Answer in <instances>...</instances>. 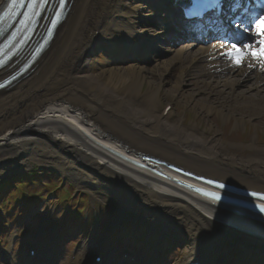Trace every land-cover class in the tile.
<instances>
[{
  "label": "bare ground",
  "instance_id": "1",
  "mask_svg": "<svg viewBox=\"0 0 264 264\" xmlns=\"http://www.w3.org/2000/svg\"><path fill=\"white\" fill-rule=\"evenodd\" d=\"M70 1L67 15L48 48L29 70L0 90V152L14 151L17 145L31 141L34 143L28 145L40 144L42 138L47 152L72 166L77 175L91 177L90 180L115 197L120 207L127 206L154 220L156 225L175 231L183 243V251L174 264H212L211 257L219 258L216 254L223 253L227 257L219 258L226 260L221 264H264V228L240 221L234 214L220 210L210 199L199 197L173 180L134 164L138 162L159 168L141 158L146 154L181 165L199 175L204 172L210 178L264 192V148L255 149L248 156L226 152L213 135L204 136L192 125L183 129L170 120L172 107L167 111H155L165 85L168 86L163 89L165 94L184 105L191 104L198 112L204 109V115L218 112V115L226 113L229 117L227 110L219 109H225V106L217 104L220 98L217 99L216 92L222 85H229V91L235 94L240 91L250 101L258 93L263 94L264 99V72L260 73L256 68L258 58L254 53H242L239 54L242 62L237 64L233 56L234 60L229 62L234 63L232 68L222 59L212 61L205 58L206 70L216 72L223 66V79L210 72L205 76L213 83L202 84L204 79L195 76L194 71L195 82L188 83L191 68L181 65L174 80L167 83L163 78L179 63L178 55L163 60L160 55L153 54L147 58L146 65L137 62L143 53L138 38L147 43L145 37L148 36L149 44L153 45L158 40L171 38L169 32L146 26L137 30L141 27L136 24L148 23L149 20L142 19L148 6L153 8L158 2L164 5L162 14H148L150 18L159 19L169 15L171 4L166 0H136L141 5L123 11L129 0ZM3 2L0 0V6ZM96 31L99 32L98 38L94 36ZM139 32L144 37L139 36ZM191 44L186 42L183 48ZM120 45L127 51L136 52L124 67L102 70L98 74L85 70L94 51L115 50ZM191 53L187 55L191 56ZM197 56L196 53L191 59ZM121 60L127 62L128 58L122 57ZM219 62V66L213 67ZM17 66L1 71L0 80ZM155 74L159 76L157 81L153 78ZM191 83L193 90L185 89ZM145 85L146 89L141 91ZM213 98L217 101L211 102ZM242 104L234 103L243 109L252 105L249 106V102ZM204 128L209 132L213 126L206 124ZM244 149L254 148L251 143ZM21 151L24 149L17 153ZM2 154L1 166L12 160L8 152ZM184 230L187 233L182 235ZM123 239L134 244L130 234ZM241 239L252 243L256 249L240 246ZM102 247L105 248V244ZM158 247L163 249L164 245H146L143 251ZM236 251L240 255H236Z\"/></svg>",
  "mask_w": 264,
  "mask_h": 264
},
{
  "label": "rangeland",
  "instance_id": "2",
  "mask_svg": "<svg viewBox=\"0 0 264 264\" xmlns=\"http://www.w3.org/2000/svg\"><path fill=\"white\" fill-rule=\"evenodd\" d=\"M137 4L141 5L136 0L129 1V7ZM156 23L157 22L154 20V24ZM113 52L115 54L114 53L110 54L108 51L103 49H98L94 51L91 54L92 56L91 55H90L91 57L89 56L90 65L85 70L89 69V71L92 72L93 74H98L102 70H111L119 66L124 67L125 64L121 63L122 62L121 60L116 59L117 54L114 50ZM175 55L176 54H172V56ZM170 57H171L170 55L166 56L162 54L160 56V59L167 60ZM192 57H188V59L185 60L183 65L185 64L188 65L190 63L189 60ZM181 67H182L181 62H179L174 68H171L168 71L169 74L165 75L163 80L167 83L173 81L175 75L178 74ZM196 69L197 67H194V70ZM192 76H193V72L191 70L190 75L187 79V82L189 80L188 83L195 82ZM158 77H159L158 74H155L153 76V78L156 81ZM192 83L188 85L185 89L188 90L190 89L192 91L193 90ZM207 83H209V81H207ZM196 85H198V83ZM146 87L147 85H145L141 91H144ZM167 87L165 85L163 89H167ZM214 88L217 87H212V89ZM163 89L161 95L159 96V101H158L159 104H156L157 108H155V111L161 112L165 108V106L169 104L168 106L172 107V114L169 116V119L182 126L183 129H187L188 126L192 125L195 127L196 130H198L204 136H208V135L210 136V134L213 135V137H215V139H217L219 143H222L223 150L226 152L228 151L229 153L232 152L233 154L237 153V154H242L244 156H248L252 154L255 149L263 150L264 145L261 144V142L258 139L260 135L261 136L264 135V99H262L263 94L261 95H258L259 93L255 94L254 100L250 101V99H247V97L246 100L244 98L245 94L240 93V91H239L240 94L239 93L235 94L233 91H229V85L226 86L222 85L221 90L216 92L217 99L220 98V101L217 102V104H220L221 106H225L224 107L225 109H222L221 107H219V109L225 111L227 110L226 112L229 113V117H227L226 113H222L221 115H218V112H212L211 115H204L203 114V112H205L204 109H199L198 112L195 109H193L192 106H190L191 104L184 105L179 100H176L177 98L175 99L171 95L165 94ZM217 99L213 98L211 99V102L217 101ZM137 101L139 102V100ZM236 101L240 103H244L242 105L247 104V102H249V106L251 104L252 105L251 107H246V108L243 106L244 107L243 109L242 107H240V105L238 107L234 105ZM228 106H231L232 108H229ZM206 124L213 126V128L209 132L204 128ZM33 136L36 137V135ZM40 141L42 144L41 143L37 144L36 142L35 145H28L34 143V141H31L29 143L17 145V148L24 147L23 148L24 151H21L19 153H17L18 150L15 151V149L14 151L4 150L0 152V162L2 161V158L4 156L2 152H8V154L11 155L12 158L11 161H7L2 166L0 165V182L5 181L6 179H12L13 177H15V175L22 176L24 174H27L32 170L33 167H37L39 170H42V168L45 169L47 165V168L49 170L45 169L46 171L53 173L59 179H62L66 183L71 184L75 189L79 190V193L87 194L88 196L90 195L89 196L90 205H88L89 211L93 212L98 210L99 212L102 209V207L100 206L106 204L109 205V207L111 208L112 210L111 215L113 216L114 213L113 209L119 208V202L115 199V197L111 193L104 191L100 186H98L97 183H95L94 180H90L89 178L91 177L88 178L86 176L85 177L78 176L73 171L74 169L72 170V166L68 165L62 160L57 159L56 157L55 159H48L49 158L48 154H50L49 152H47L48 148L46 149V147H43L44 142L42 138ZM251 143H252V148H254L253 150L244 149L247 145H250ZM40 158L45 159L43 161L44 163L41 162ZM47 159L51 162V164L45 163ZM109 216L110 213L108 214V217ZM83 226L80 227L79 229L76 227L72 229H76L79 230V232L84 233L85 229ZM96 226H97V222L94 221L92 227L93 230H96ZM72 237L74 238V234H72ZM152 242H157V241H153L152 238L150 240V243ZM171 244H173V246H179V247H174L171 249L164 248L162 250L161 255L165 257V262L163 264H174L181 256L183 250L182 242L181 241L179 242L177 238H175ZM158 264H161V262H159Z\"/></svg>",
  "mask_w": 264,
  "mask_h": 264
},
{
  "label": "snow or ice",
  "instance_id": "3",
  "mask_svg": "<svg viewBox=\"0 0 264 264\" xmlns=\"http://www.w3.org/2000/svg\"><path fill=\"white\" fill-rule=\"evenodd\" d=\"M47 3V0H28L27 4L25 0H11V3L8 4V11L4 12V16H9V13L12 12L16 8L27 7L30 9V12L25 13V20L21 21V23H26L30 20L31 17H34L38 14V10L42 9L44 5ZM220 4V0H186V6L184 9V15L191 20H195L197 18H203L209 10L216 9ZM235 7H240V0H234ZM65 7V0H59V8L62 10ZM62 11L56 13L57 20L59 19ZM2 19V17H0ZM57 20H53V24L57 22ZM256 35L261 37V40L258 42L260 45V50L258 52L257 58L261 60L262 66H264V15H260L258 19L254 21ZM232 48L235 50L236 55L235 62L237 64L241 63L242 56L239 54L244 53V49L237 45H233ZM249 52L252 51V45H245ZM229 55H232V52H229ZM220 188H224L223 184L218 185ZM214 199L220 200L221 195L219 193H211ZM251 195L253 197H260L264 199V192H252ZM257 207L260 208L261 212H264V204H258Z\"/></svg>",
  "mask_w": 264,
  "mask_h": 264
}]
</instances>
